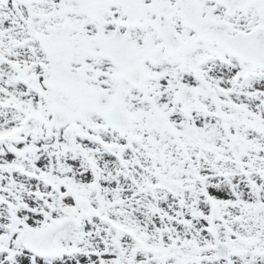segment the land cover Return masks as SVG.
<instances>
[{
    "label": "snow or ice",
    "instance_id": "obj_1",
    "mask_svg": "<svg viewBox=\"0 0 264 264\" xmlns=\"http://www.w3.org/2000/svg\"><path fill=\"white\" fill-rule=\"evenodd\" d=\"M0 264H264V0H0Z\"/></svg>",
    "mask_w": 264,
    "mask_h": 264
}]
</instances>
